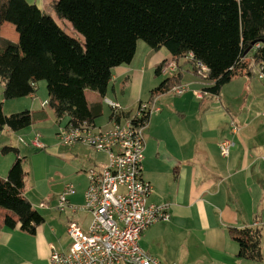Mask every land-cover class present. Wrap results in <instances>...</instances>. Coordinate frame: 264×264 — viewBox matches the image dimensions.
I'll return each mask as SVG.
<instances>
[{
  "label": "crops",
  "instance_id": "1",
  "mask_svg": "<svg viewBox=\"0 0 264 264\" xmlns=\"http://www.w3.org/2000/svg\"><path fill=\"white\" fill-rule=\"evenodd\" d=\"M27 1L52 15L72 35L71 23L59 19L52 7L56 0ZM1 36L14 42L19 40V33L9 22L1 27ZM169 59L172 55L164 47L156 50L138 44L131 63L113 69L105 96L87 89L89 106L101 103L103 113L108 114L103 123L99 121L103 114L97 118L95 127L102 130L112 127V109L106 98L119 103L126 115L134 113L139 102L152 99V90L169 77L163 72L157 75V67ZM180 65L181 82L187 90L182 95L171 92L156 95L161 110L151 115L145 131L144 178L153 187L148 202L168 203L171 218L149 227L142 235L141 246L165 264H264V258L254 261L239 257V244L229 232L231 227L260 228L264 254V80L257 74L241 76L215 95L205 92L208 83L193 73L191 63L184 64L182 60ZM0 83L3 86L1 78ZM39 89L37 83L36 93L23 99L5 100L4 113L45 110L59 126L58 117L49 107L48 94L44 96ZM196 91L204 94L199 97ZM3 100L2 92L0 102ZM0 132L4 135L16 131L4 127ZM57 132L58 129L56 136ZM224 139L235 142L229 157H223L220 152L219 143ZM2 142V145L10 143L5 138ZM46 145L45 150L58 153L57 144L50 147L48 141ZM13 147L19 153L16 158L7 157L10 152L3 153L2 179L7 178L18 156L25 161L21 149ZM101 154L107 156L76 144L69 146L63 157L77 160L78 170L87 174L89 169L108 163V157L104 163ZM85 191L80 201L77 189L70 195V202L79 207L75 212L71 208L58 209L59 194L53 203L33 204L34 208H41L45 219L34 234L23 230L20 223L15 228L8 227L5 215H15L0 207V264H50L53 251L67 252L72 244L69 223L76 221L86 230L92 220L91 213L81 208Z\"/></svg>",
  "mask_w": 264,
  "mask_h": 264
},
{
  "label": "trees",
  "instance_id": "2",
  "mask_svg": "<svg viewBox=\"0 0 264 264\" xmlns=\"http://www.w3.org/2000/svg\"><path fill=\"white\" fill-rule=\"evenodd\" d=\"M56 15L71 23L67 33L53 18L27 0H0V78L5 100L30 96L45 80L49 107L73 124L94 121L101 103L89 106L85 91L105 96L115 67L133 60L139 40L153 49L166 48L178 72L152 90L151 98L182 84L181 61L218 95L241 76L264 68V0H56ZM5 22L15 26L18 42L1 36ZM164 62L157 67L162 73ZM201 66L207 69L202 70ZM49 119L47 111L5 114L0 102V129L19 131ZM3 153H19L4 146ZM28 171L18 156L5 179L0 178V207L13 212L4 222L34 234L45 219L25 195ZM239 244L238 256L262 261V231L229 229Z\"/></svg>",
  "mask_w": 264,
  "mask_h": 264
},
{
  "label": "built area",
  "instance_id": "3",
  "mask_svg": "<svg viewBox=\"0 0 264 264\" xmlns=\"http://www.w3.org/2000/svg\"><path fill=\"white\" fill-rule=\"evenodd\" d=\"M206 70L205 66H201ZM178 72L173 59L164 62L162 72ZM257 76L264 80V68H256ZM187 90L184 84L174 86L170 92L182 95ZM207 92V91H205ZM201 97L204 92H195ZM112 109V127L97 129L87 121L73 124L58 118L57 137L67 146L82 144L108 157L102 167L88 170V186L82 209L92 215L88 229L71 221L68 233L72 244L67 252L53 251L50 264H165L141 246L143 233L152 225L169 221L170 205L150 204L148 197L152 184L144 178L146 150L145 131L150 117L158 113V97L139 102L134 113L123 114L119 103L105 99ZM236 132V127L233 128ZM23 140V139H22ZM24 141V140H23ZM25 142V141H24ZM26 143V142H25ZM27 145L45 150L47 145L40 132ZM232 139L219 143L221 155L229 157L234 146ZM76 192L72 183H67L58 195V209L65 211L79 208L70 202V195Z\"/></svg>",
  "mask_w": 264,
  "mask_h": 264
},
{
  "label": "rangeland",
  "instance_id": "4",
  "mask_svg": "<svg viewBox=\"0 0 264 264\" xmlns=\"http://www.w3.org/2000/svg\"><path fill=\"white\" fill-rule=\"evenodd\" d=\"M71 33L72 35H75L74 32ZM138 44L145 45L146 47L149 46L144 40H139ZM163 74L171 76L173 72L168 70L163 72ZM38 85L40 86L39 91L41 94H43L44 96L45 93L48 94L47 83L45 80L39 81ZM2 92L3 86L0 83V99L2 98ZM23 98L26 97H22V99ZM4 101L5 99L1 102ZM6 110H8V108ZM13 112L15 113L16 111H10L8 112V114H11ZM107 115V112L103 113V116L99 118L100 123H103ZM56 129H58L56 120L51 115L48 120L44 121L37 127L31 128L29 126L14 133H5L4 135L0 132V163L1 159L5 157L2 152V148L5 145H13L19 147L21 149V154L25 156V161L23 163L25 165L26 171H28L29 173L26 183V195L28 196L32 204L39 205L40 202L53 203L56 199V195L63 190L64 186L67 183H73L76 186L78 195L77 197L80 201L82 200L83 192L87 187V174L84 171L78 170L77 160L74 161L63 157L69 146L62 144L57 139L55 133ZM36 131L41 133L42 140H46L45 142L47 143L49 141L50 147H56L55 145L57 144L58 153L52 151L51 149L38 150L32 145H27L26 143H29L31 141ZM4 138L7 139L10 143L2 145V141L4 140ZM84 148L89 151L88 148ZM8 155L9 156H6L10 158H16L15 152H10ZM98 157L99 155L97 156V158ZM100 157L105 163L107 156L101 154ZM2 209L6 211L5 208ZM37 210L42 214L41 208H37Z\"/></svg>",
  "mask_w": 264,
  "mask_h": 264
}]
</instances>
